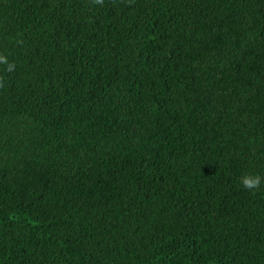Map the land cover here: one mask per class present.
<instances>
[{"label":"trees","instance_id":"obj_1","mask_svg":"<svg viewBox=\"0 0 264 264\" xmlns=\"http://www.w3.org/2000/svg\"><path fill=\"white\" fill-rule=\"evenodd\" d=\"M0 264H264V0H0Z\"/></svg>","mask_w":264,"mask_h":264},{"label":"clouds","instance_id":"obj_2","mask_svg":"<svg viewBox=\"0 0 264 264\" xmlns=\"http://www.w3.org/2000/svg\"><path fill=\"white\" fill-rule=\"evenodd\" d=\"M96 2L101 3L102 0H96ZM0 66H6L9 72L13 71L14 67L4 54H0ZM238 182L243 189L255 191L264 184V177H261L259 174L244 173L239 177Z\"/></svg>","mask_w":264,"mask_h":264}]
</instances>
